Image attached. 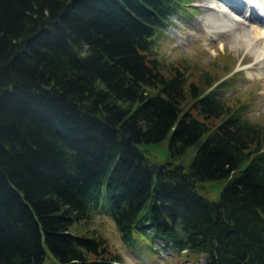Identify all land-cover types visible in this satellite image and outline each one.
Listing matches in <instances>:
<instances>
[{"label": "trees", "instance_id": "trees-1", "mask_svg": "<svg viewBox=\"0 0 264 264\" xmlns=\"http://www.w3.org/2000/svg\"><path fill=\"white\" fill-rule=\"evenodd\" d=\"M193 1L0 0V264L123 263L72 232L96 213L130 248L264 264V125L155 49Z\"/></svg>", "mask_w": 264, "mask_h": 264}, {"label": "rangeland", "instance_id": "rangeland-1", "mask_svg": "<svg viewBox=\"0 0 264 264\" xmlns=\"http://www.w3.org/2000/svg\"><path fill=\"white\" fill-rule=\"evenodd\" d=\"M234 1L236 4L241 3V0ZM202 3L203 0H194L187 13L173 16L171 23L156 35L155 49L158 57L167 71L176 66L188 72L190 82L198 81L206 72L219 79V82L230 79L231 84H235L225 90L227 101L231 105H247V117L264 125V76H250L248 71L259 72V63L253 54L242 48L231 47L229 34L214 38L208 36L202 21L205 15ZM221 41L224 42L223 51L220 47ZM165 148L167 149V144ZM190 155L192 151L187 153V156ZM220 189L221 187L218 188L217 195ZM217 195L209 197L217 198ZM85 231L102 235L110 248L122 255L121 264L205 263L204 256L193 257L175 250L172 252L171 248L162 247L161 241H155V246L150 248L144 235H139L144 237L139 246L130 248L123 243L114 221L103 213H96L91 220L82 221L72 227V232L75 233L83 234Z\"/></svg>", "mask_w": 264, "mask_h": 264}, {"label": "bare ground", "instance_id": "bare-ground-1", "mask_svg": "<svg viewBox=\"0 0 264 264\" xmlns=\"http://www.w3.org/2000/svg\"><path fill=\"white\" fill-rule=\"evenodd\" d=\"M245 1L246 6L244 2L236 4L234 0H203L205 15L202 21L208 36L214 38L229 34L231 47L242 48L245 52L253 54L259 63L260 71L248 70L249 74L262 77L264 76V0ZM220 47L223 51V41L220 42Z\"/></svg>", "mask_w": 264, "mask_h": 264}]
</instances>
